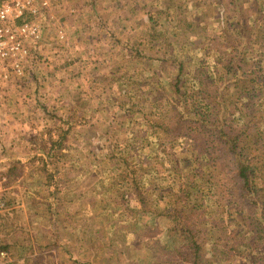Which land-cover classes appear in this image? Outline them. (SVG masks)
I'll list each match as a JSON object with an SVG mask.
<instances>
[{"label":"rangeland","instance_id":"374dc122","mask_svg":"<svg viewBox=\"0 0 264 264\" xmlns=\"http://www.w3.org/2000/svg\"><path fill=\"white\" fill-rule=\"evenodd\" d=\"M219 1L213 2V5L206 3V0H169L168 2L169 8L174 5L179 10L187 9L184 14L194 8L197 12L196 20L199 19L200 23L195 25L194 31L190 30L189 26L186 28L189 19L182 13L180 17L184 22L178 23L176 29L179 33L169 36L172 44L180 51L177 60L181 59L183 62L182 90L185 91L186 101L197 98L196 91L199 92L200 98L204 96L202 87L205 86L197 84L195 76L192 77L194 73L198 74V70L197 72L193 70L199 67L200 63H203L202 67L212 71L209 68L210 63L220 59L223 64L234 54L235 49H242L246 43V39L242 37L245 34L241 33V41L226 45L224 30L227 27L218 24L219 20L216 18L213 19L215 24H211L209 16L217 17L222 13L221 3L222 6H226V0ZM234 1L237 4L233 8L242 18L238 19L242 21L241 31H244L245 26L250 24L247 20H252L253 9L248 7V0ZM158 2L159 4L153 0L137 2L135 0H51L48 7L39 6L35 14L25 17L40 29V40L27 39L24 42L28 51L24 57L27 61L23 64L26 67L23 76L28 78L13 75L8 81L0 78V213L13 215V220L22 226L15 227L8 234L1 232L0 248L3 247L2 244L5 245L11 256L21 261L19 264H29L24 256L30 259V264H157L159 260L153 256L141 254V248L148 245L157 248L159 252L157 258L161 259V264H164L161 251H165L173 244L174 239H168L163 234V229L152 236L139 235L144 226L136 222L142 213H136L140 208V194L132 184V176L137 180L141 190L147 192V189L156 188L155 191L147 194L152 198L153 195L160 193L161 189L169 190L174 187L175 180L172 181L171 174L174 173L175 167L179 174L177 178L180 179L177 185L180 184L182 188L186 187L192 174V181H195L196 172L205 175L208 181L212 178V184L210 182L208 184L210 196L206 199H202L201 196L196 197L195 205L199 203L207 208L217 206L219 209L231 210L233 213L242 211L241 213L244 214L260 215V207L255 206L253 210L252 208L247 210V206L239 202L237 204L235 195H231L233 185L230 176L231 162L224 165L222 172L217 171V164H211L210 171L206 173L203 171V166L207 168L203 164L205 160L197 162L199 160H193L188 156L189 152L177 158L174 150L169 149L170 145L179 148L178 151L186 147L187 136L183 134L191 129L188 123L181 125L178 136L173 139H163L165 136H161L162 131L156 127V124H161L164 128L171 127L168 122L173 119L172 108L175 96L169 86V79L174 78L177 73V70L167 72L165 65L170 62L169 60L160 63L158 59L160 48L149 50L147 47L152 43L151 36L146 38L143 28L147 29L153 20H158L156 29L166 33L174 15L175 9L168 8L170 11L166 14L160 7L166 4V0H158ZM258 3L261 8L257 14L262 17L260 26L262 24L264 31V0H258ZM139 4L143 5V9H137ZM198 6L199 8L201 6L202 10H198ZM228 11L226 9L225 14L231 21L227 22L229 23L227 26L236 31L238 20H233L231 12ZM253 15L256 16L254 13ZM137 20L141 21L142 25L135 26ZM199 29L202 31H198ZM235 33L231 32V35ZM184 36L186 39L181 40ZM128 39L143 43L139 51L140 56H135L138 55L136 52L123 55L124 52L120 51L123 43ZM186 41H189L188 45L185 44ZM180 43L182 45H179ZM259 50H264L263 40L252 45L249 43L246 56L250 59L253 57L248 62H256L255 64L263 70L264 56L262 60L255 53ZM200 58H202L201 62H199ZM130 63H133L131 70L125 67ZM119 65H123L121 75L127 72V78L133 77L128 80L130 94L125 90L118 93L115 79H101L104 75L112 77V69ZM136 74L139 76L134 77ZM142 83L146 91L141 92L136 88ZM213 88L214 86L206 89L213 92ZM221 89L226 90L224 86ZM115 90V94H112ZM136 109L141 110L139 113L144 116L143 118L134 120L135 116L132 115ZM123 116H128L127 122L132 120L137 125L146 123L144 126L146 134L152 135L151 138L154 140L153 142L149 139L151 146L145 154L138 150V145L135 148H126L127 143L121 141L120 151L125 153L131 167L137 170V173L128 170V177L124 176L121 162L116 163L109 157L116 138L111 136V140L100 142L102 136L105 134L110 136L115 131L114 125H111L115 118ZM71 123L73 124L71 136L68 135L65 140L66 146L70 148L63 149L69 160L66 159L62 167H53V164H50L46 171H31L29 169L31 162L28 161L38 153V149L28 140L32 137L35 140L34 137L40 133H42L41 139H46L49 132L54 136L69 127ZM129 129L126 125L121 131L132 139L137 130L130 129L132 134H128ZM142 130L144 128L138 129L139 132ZM76 131L81 133L80 137L75 135ZM95 137L98 139L97 142ZM204 138L206 141L201 144V148H198L201 154L204 152L203 148L213 147L210 138ZM53 169L55 177L60 179V182H57L60 194L66 192V195L62 196L70 199L58 211L63 218L59 230L54 234L48 228V216L42 214L45 205L42 206L40 203L45 200L49 188L44 176ZM187 174L190 176L187 177ZM200 187L194 190V194L205 186ZM173 189L174 192L178 191L177 186ZM119 195H127L131 202L133 201L130 207L120 205L117 208L112 204ZM102 196L110 202L109 209L102 214L103 216L97 218L91 205V198L99 199ZM28 200L37 201V205L42 206L33 217L31 210L28 209V203L31 201ZM13 220L9 222L12 223ZM0 221L5 222L6 219ZM148 222L150 219H146L145 223ZM247 225L242 231L246 230ZM122 226L123 232L126 233L124 237L119 236L120 232L114 233L115 229ZM228 227L232 233L241 230L233 224ZM57 237L60 238L55 243H51L52 238L57 239ZM246 246V249L242 248L233 259L239 258L236 264H251L253 250L249 249L248 244ZM259 246L260 250H264V242ZM215 248L217 251L221 250L220 246ZM8 257L11 259L9 253ZM11 261L14 263L13 259Z\"/></svg>","mask_w":264,"mask_h":264},{"label":"trees","instance_id":"16d2710c","mask_svg":"<svg viewBox=\"0 0 264 264\" xmlns=\"http://www.w3.org/2000/svg\"><path fill=\"white\" fill-rule=\"evenodd\" d=\"M206 3L209 5L214 4L210 0H206ZM236 4L234 0H226V9L231 12V18L233 20H238L236 22L237 27H235L237 30L233 31V28L227 26L229 25L227 22L231 20H229L230 18L225 14L227 13L226 9H222L217 23H220L222 27H227L224 30L226 33V35H224L226 45H233V43L241 41V33L245 34V36L242 37L246 39V43L242 49H235L234 54L223 64L220 62V59L210 63L211 66H209V68H211L212 71H209L206 67H202L203 63H200L199 67L193 70L194 72L198 70V74L194 73L192 77L194 78L195 76L197 84L205 86L202 87L205 93L204 96L200 98L199 92L196 91L198 96L191 101H186L184 95L185 91L182 90L184 86V68L182 60H177V55L180 51L175 48L169 38V36L179 33V31L176 30L177 24H182V22H184L180 16L182 13L184 14V11L187 9L179 10L178 8L176 9L174 5L170 6L169 9L173 8L175 10L173 11L174 15L171 17L169 30L167 29L168 31L166 33L156 29V25L159 23L158 20H153L151 24L148 23L147 29L146 27L143 28V32H146L145 37L149 38L151 36L150 40L152 43L150 45L148 44V49L154 50L155 48H160V58H158L160 63L169 60L170 62L165 65L167 72L171 73L173 72L172 70H177L174 77L175 79H169V86H171L173 96H175L173 99L175 103L172 108L173 119L168 122L171 124V127L164 128L161 124H156V127L162 131L160 135L165 136L163 139H173L178 136L179 129L184 123H188L191 127L189 132L183 134V136H187V140H185L186 147L178 151L177 149L179 148L176 149V147L170 145L169 149L172 148L174 150L177 158L189 152L188 156H190L191 159L196 161L199 160L197 162L205 160L203 164L207 166V168L203 166V171L206 173L210 171L212 167L211 164H217V171L222 172L224 171V165H226L227 162H231L232 170L230 176L233 179L231 195H235L237 204L239 202V204L245 207L247 206V210L250 208L253 210L255 206L260 207V215L253 216L252 213L244 214L241 213L242 211H235L233 213L231 210L219 209L217 206L214 208H207L205 205H200L199 203L195 205L194 202H196V197L201 196L202 199H206L210 196V187L208 184L209 182L212 184V178L208 181V179H205V175L200 172L194 174V177H196L194 182L192 181L193 174L191 176L187 174V177L190 176L189 181L186 187L182 188L180 184L177 185L180 179L177 178L179 174L175 167L174 173L171 174V178L172 181L175 180L173 188L177 186L178 191L174 192L173 188L169 190L161 189L160 193L153 195L152 198L147 194L155 191L156 188L147 189V192L143 191L138 186L137 180L132 176V184L137 188L140 194V208L136 210V213H142L136 222L144 226L139 235L143 237L145 235L152 236L157 234V231L163 229L162 232L168 239H174L173 244L169 245L165 251H161L164 264H236L239 258L233 259L237 256L238 252L242 251V248L246 249L247 244L249 249L253 250L251 264H264V250L259 249V245L264 242V69L262 70L258 64H255L256 62H248L252 60L253 57L250 59V57L246 56L249 43L252 45L254 42L264 41V31L262 24L260 26V18L262 19V17L257 14L261 8L258 0H248V7L252 8L254 12H251L252 20H247L250 24L245 26L244 31H241L242 21L240 19L242 18L237 15L238 12L233 8ZM162 8L166 14H169L170 10L166 8V4L162 5ZM197 9L202 10L201 6L200 8L198 6ZM190 10L192 11L184 14L185 16L187 15L189 19V22H187L185 26L186 28L189 26L190 30L194 31L199 23V19L196 20L197 12L194 8L189 9V11ZM253 13L259 17L254 16ZM166 14L165 16H167ZM209 17H211V24H215V20L213 21L214 17ZM140 22L141 21L137 20L134 25H142ZM198 31L202 30L199 29ZM198 31L197 33H201ZM231 32H236V35H231ZM169 33L171 35H169ZM131 39L123 43L120 51L124 52L123 55L128 52H136L138 55L135 56H140L141 54L139 51L143 43ZM182 39H186V37L184 36L181 40ZM185 44L188 45L189 41H186ZM179 45H182V43ZM195 53L198 57L197 51H195ZM255 53L263 60L262 56H264V50H259ZM201 61L202 58L199 59V62ZM122 67L123 65H119L117 68L112 69V77L104 75L101 79H115L117 92L120 93L122 90H125L127 94H130L128 80L133 77L127 78V72L125 75H121ZM125 67L131 70L133 63L127 64ZM138 76L139 74L134 75V77ZM23 77L26 79L28 78V76ZM23 80L25 81V79ZM213 86V92H209V90L206 89ZM222 86L226 89L225 91H222ZM136 89L138 91L141 90V92L146 91L144 83ZM116 90L112 94H115ZM140 111V109L134 111V115H132L135 116L134 120L144 117L139 113ZM127 117L128 116L115 118L116 123L114 120L111 124L114 125L115 131L110 136L106 134L102 136L100 142L103 143L105 140H111V136L116 138L114 144L110 142L113 147L110 149L109 157L114 159L116 163L121 162L124 176L128 177V170L134 171L135 173H137V170L131 167L125 153L120 151L119 146L122 144L121 141L127 143L126 148H135V146L138 145V150L145 154L149 150V146H151V140L149 139H152V135L146 134L144 127L146 123L142 122V124L137 125L132 120L127 122ZM123 122L126 123L130 129L137 130V133L134 134L132 139L122 133L121 129L126 128ZM72 125L71 123L65 130L57 132L56 135L54 134L55 137L52 132H49L47 133L48 137L46 139H41L40 136L42 133H40V135L34 137L36 138L35 140H33V137L28 140L32 145L34 143V146L36 145L38 149V153H35L28 161L31 162L29 167L31 171H46L47 166L50 164H53V167H62L63 162L66 159L69 160L68 155L63 149L65 147L70 148L66 146L65 140L68 138V135L71 136L70 132H72ZM139 128H144V130L139 132ZM130 129L128 134H132ZM75 133V135L80 137L81 133L79 131ZM204 137L210 138L213 147L211 149L208 146L206 149L203 148L204 152L201 154V150L198 152V148H201V144H204L203 142L206 141ZM96 138L97 137H95V141L97 142L98 139ZM135 150L136 153H138V150ZM54 174L55 170L53 169V171L50 170L47 175L44 176L45 182L49 188L47 189L45 200L40 201L42 206L45 205L42 214L48 216V228L53 234L59 230V226L62 223L63 217L58 213L60 207L70 201L69 198L62 196L66 195V192L60 194L59 185H57L60 179L55 177ZM202 179H204V181ZM198 180L200 182H198ZM200 186L205 187H202L203 189L200 191L198 190V192L194 194V190L200 189ZM128 199L127 195H119L111 202L117 208L120 205H127L130 207L133 201L131 202V200ZM28 201H31V203H28V209L31 210V217H33L42 206L37 205V201ZM91 202L97 218L103 216L102 214L109 209L110 202H107L104 196L99 199L92 197ZM0 214L4 215H0V219H6L5 222L0 221V233L6 232V234H8L11 230L13 231L15 227H22L13 220V215L7 213ZM204 217L207 218L203 219ZM11 219L13 220L12 223L9 222ZM146 219H150V222L145 223ZM230 224L240 227L241 230L232 233L228 227ZM246 225V230L242 231ZM152 226L157 229L151 228ZM119 232L120 237L126 235V233L123 232V226L114 230V233ZM214 235L216 237H212ZM59 238L60 237H57V239L52 238L51 243H55ZM2 246L5 249L3 247L0 249L8 251L9 256H11L7 247L3 244ZM26 246L29 247L28 243H26ZM216 246H220L221 250L217 251V248H215ZM11 247L14 248L13 244H11ZM154 247L153 245H148L141 248V254L151 255L156 260H159L157 264H161V259L157 258V253L159 252L157 248ZM24 259L25 261L29 260L26 256H24Z\"/></svg>","mask_w":264,"mask_h":264},{"label":"built area","instance_id":"2783aa9c","mask_svg":"<svg viewBox=\"0 0 264 264\" xmlns=\"http://www.w3.org/2000/svg\"><path fill=\"white\" fill-rule=\"evenodd\" d=\"M51 0H0V78L8 81L11 76H23L27 39L40 40V29L25 17L39 8L48 7ZM25 59V60H24ZM0 264H13L7 251L0 250Z\"/></svg>","mask_w":264,"mask_h":264},{"label":"crops","instance_id":"0c3cea01","mask_svg":"<svg viewBox=\"0 0 264 264\" xmlns=\"http://www.w3.org/2000/svg\"><path fill=\"white\" fill-rule=\"evenodd\" d=\"M136 2L138 1V0H135ZM141 1H143V0H141ZM163 1H165V0H163ZM153 2H156V3H158L159 4V2L158 1H154L153 0ZM162 2V1H161ZM169 0H166V8H169ZM211 2H214V3H217V2H220L219 0L217 1V0H211ZM134 3V2H133ZM133 3H132V5L131 6H133ZM163 5H165V4H163ZM226 5V4H225ZM160 6V5H159ZM161 8H162V6H160ZM220 7H221V9H226V6H222V3L220 4ZM137 9H143V5H141L140 6V4L137 6ZM253 11V10H252ZM143 12V11H142ZM150 15V14H149ZM214 17V16H213ZM218 17H219V15H217V17H214L213 19H218ZM2 211H4V210H2ZM1 212V211H0ZM11 257V256H10ZM11 259H13L14 260V263L13 264H19V262H21V261H19L18 259H16V258H13V257H11ZM27 262L30 264V259L29 260H27Z\"/></svg>","mask_w":264,"mask_h":264}]
</instances>
